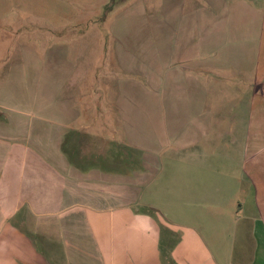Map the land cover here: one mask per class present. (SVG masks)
<instances>
[{
    "label": "crops",
    "instance_id": "0c3cea01",
    "mask_svg": "<svg viewBox=\"0 0 264 264\" xmlns=\"http://www.w3.org/2000/svg\"><path fill=\"white\" fill-rule=\"evenodd\" d=\"M163 5L145 116L0 59V264H264V0Z\"/></svg>",
    "mask_w": 264,
    "mask_h": 264
},
{
    "label": "rangeland",
    "instance_id": "374dc122",
    "mask_svg": "<svg viewBox=\"0 0 264 264\" xmlns=\"http://www.w3.org/2000/svg\"><path fill=\"white\" fill-rule=\"evenodd\" d=\"M163 12V0H0L1 63L17 64L23 56L33 62L36 52L38 85L53 74L60 98L72 91L75 97H89L86 108L117 106L124 121L134 110L145 116L147 97H169L165 90L171 89L162 84L168 73L162 35L153 36L162 33L156 19ZM153 47L159 51L155 63ZM47 86L50 91L52 85ZM251 91L258 94L260 88ZM122 127L124 139L132 140L130 127ZM145 128L135 134L140 144L147 142ZM129 149L123 147L124 156H130Z\"/></svg>",
    "mask_w": 264,
    "mask_h": 264
}]
</instances>
